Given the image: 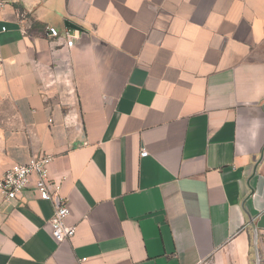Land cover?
<instances>
[{"label":"crops","instance_id":"crops-1","mask_svg":"<svg viewBox=\"0 0 264 264\" xmlns=\"http://www.w3.org/2000/svg\"><path fill=\"white\" fill-rule=\"evenodd\" d=\"M1 25L0 176L51 154L76 229L2 202L0 264H264V0H6Z\"/></svg>","mask_w":264,"mask_h":264},{"label":"built area","instance_id":"built-area-1","mask_svg":"<svg viewBox=\"0 0 264 264\" xmlns=\"http://www.w3.org/2000/svg\"><path fill=\"white\" fill-rule=\"evenodd\" d=\"M5 3L6 0H0V8ZM5 29V25L0 26V32ZM77 32L78 29L69 27H65L62 31L53 25L45 28V34L51 45L61 44L67 48H71L76 43ZM140 154L144 156L147 152L142 148ZM52 159L53 156L47 153L31 155L25 162L8 166L0 176V203L16 200L33 191L39 199L53 204V214L46 221V226L57 241H64L75 234L76 226L65 222L69 214L68 200L58 195V184L50 177L49 166ZM83 259L85 258L82 257L81 260Z\"/></svg>","mask_w":264,"mask_h":264},{"label":"water","instance_id":"water-1","mask_svg":"<svg viewBox=\"0 0 264 264\" xmlns=\"http://www.w3.org/2000/svg\"><path fill=\"white\" fill-rule=\"evenodd\" d=\"M67 26H74L72 23L66 22L65 23ZM258 257V256H257ZM256 264H260V260L259 258L257 259V263Z\"/></svg>","mask_w":264,"mask_h":264}]
</instances>
